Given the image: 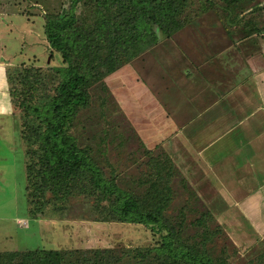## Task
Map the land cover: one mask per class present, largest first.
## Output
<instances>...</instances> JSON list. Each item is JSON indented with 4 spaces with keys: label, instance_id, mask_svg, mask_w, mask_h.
I'll use <instances>...</instances> for the list:
<instances>
[{
    "label": "trees",
    "instance_id": "16d2710c",
    "mask_svg": "<svg viewBox=\"0 0 264 264\" xmlns=\"http://www.w3.org/2000/svg\"><path fill=\"white\" fill-rule=\"evenodd\" d=\"M218 1L67 0V7L44 13L47 53L61 64L17 69L11 93L25 143L28 215L36 218L48 204L64 205L82 195L93 198L98 221L142 224L159 239L132 247L113 240L104 247L0 250V264H229L224 247L217 252L207 244L215 234L205 219L209 213L191 219L182 209L166 213L176 169L165 150L144 148L147 168L134 178L137 187H121L116 175H106L100 165L102 151L81 145L72 132L92 104V90L107 88L108 75L208 10L223 22L227 17L225 29L233 40L237 34L240 39L257 33L264 37V4ZM247 15L261 16L262 26ZM253 263L264 264V251Z\"/></svg>",
    "mask_w": 264,
    "mask_h": 264
},
{
    "label": "rangeland",
    "instance_id": "374dc122",
    "mask_svg": "<svg viewBox=\"0 0 264 264\" xmlns=\"http://www.w3.org/2000/svg\"><path fill=\"white\" fill-rule=\"evenodd\" d=\"M256 2L264 4V0L253 1ZM61 6L67 7V0H0V58L7 63L4 71H1L0 87H6L9 98L6 108L9 112L2 113L6 116H0V217L9 218L15 214L28 222V227H25L17 225L15 219L0 220V250L104 247L113 240L131 247L153 244L159 235L142 224L98 221L100 215L93 209L92 197L78 195L64 205L58 203L54 206L50 203L38 214L40 222L28 215L25 143L20 138V113L13 107L11 93L17 84L14 79L17 69L28 64L42 69L61 64L58 56H48L42 27L44 13L58 10ZM213 16L227 33L225 25H229V20L226 17L223 22L214 10H208L194 20ZM250 17L258 26H262L261 16H246ZM231 29L235 34L239 33L238 29ZM238 35H234L236 40L240 39ZM255 36L250 50L256 58L264 60V40L259 33ZM245 55L239 48L233 53L235 59L243 56L244 60ZM34 56L36 59L33 61ZM122 74L114 72L108 75L104 79L105 90L97 87L92 90V104L81 112L72 132L77 135L81 145H90L94 151H102L99 162L106 175L112 172L121 187L136 188L134 178L147 168L144 148L155 151L160 148L156 143L157 138L151 136L152 125L157 124L153 121L160 122L164 118L157 105L152 106L156 96L149 93L152 100L149 103L145 94L130 95L127 86H124L130 79V73L125 70ZM216 75L221 79L230 74L229 71L225 74L222 69H216ZM100 99H103L102 104L99 103ZM101 138L106 141L98 144ZM258 144L262 147H258ZM263 146L264 141H252L249 162L245 165L243 160L241 163L247 173L235 179L234 176L238 175L234 173L237 164L231 158L227 166V173H231L228 176L230 180L227 177L226 181L207 179L205 168H197L191 160L188 164L179 162L174 156V148L170 150L177 166L171 182L173 200L166 213L175 214L182 209L188 219L209 213L205 214V219L215 234L207 244L217 252L221 246L224 247L229 264H254V256L264 251ZM238 148L239 145L235 147L236 150ZM211 168L217 175L218 168ZM244 176L247 178L243 179ZM224 181L229 185H223ZM193 230L198 231L199 228L194 227ZM188 232L193 233L192 230Z\"/></svg>",
    "mask_w": 264,
    "mask_h": 264
},
{
    "label": "crops",
    "instance_id": "0c3cea01",
    "mask_svg": "<svg viewBox=\"0 0 264 264\" xmlns=\"http://www.w3.org/2000/svg\"><path fill=\"white\" fill-rule=\"evenodd\" d=\"M252 39L254 43L255 34L233 40L216 17L198 18L115 71L130 73L124 85L130 95L145 94L149 103L148 94L156 96V101L151 97L152 106L157 105L164 118L153 121L157 124L152 125L151 136L156 143L170 156L173 147L179 162L191 160L197 168H205L207 179L226 181L231 158L237 164L234 179L247 173L241 163L249 162L252 141H264V60L252 54ZM238 48L246 54L244 60L234 58ZM6 65L0 58V75ZM216 69L230 75L218 79ZM8 101L6 87H0V116L9 112ZM3 219L28 227L27 219L15 214Z\"/></svg>",
    "mask_w": 264,
    "mask_h": 264
}]
</instances>
